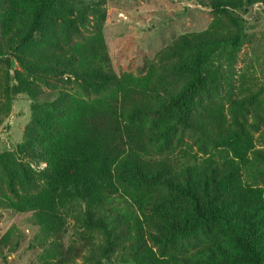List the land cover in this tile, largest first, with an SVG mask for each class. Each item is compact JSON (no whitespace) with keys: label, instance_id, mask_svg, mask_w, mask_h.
<instances>
[{"label":"trees","instance_id":"1","mask_svg":"<svg viewBox=\"0 0 264 264\" xmlns=\"http://www.w3.org/2000/svg\"><path fill=\"white\" fill-rule=\"evenodd\" d=\"M194 2L207 26L134 74L111 68L105 0H0V124L30 100L0 208L30 213L39 264H264V84L235 71L264 0Z\"/></svg>","mask_w":264,"mask_h":264},{"label":"rangeland","instance_id":"2","mask_svg":"<svg viewBox=\"0 0 264 264\" xmlns=\"http://www.w3.org/2000/svg\"><path fill=\"white\" fill-rule=\"evenodd\" d=\"M102 8L103 34L111 68L134 74L141 72L145 61L179 34L200 31L210 21L208 10L194 0H105ZM89 20L95 21L92 15ZM245 31L250 39L238 54L235 71L250 66L264 84V8L260 5L247 15ZM41 87L46 89L42 84ZM224 91L228 92L226 88ZM29 104L26 95L15 97L9 117L0 124V151L13 149L21 141L30 118ZM29 218L30 213L0 208V238L9 229L13 231L12 236H6L7 244L0 247V264H39L44 249L36 243L38 230L30 226ZM15 241L18 246L12 250ZM123 257L124 252L119 250L112 261L103 264H134L124 262Z\"/></svg>","mask_w":264,"mask_h":264}]
</instances>
